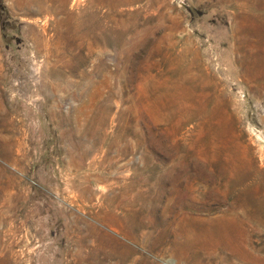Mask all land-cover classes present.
<instances>
[{"label":"rangeland","instance_id":"obj_1","mask_svg":"<svg viewBox=\"0 0 264 264\" xmlns=\"http://www.w3.org/2000/svg\"><path fill=\"white\" fill-rule=\"evenodd\" d=\"M0 264H264V0H0Z\"/></svg>","mask_w":264,"mask_h":264}]
</instances>
